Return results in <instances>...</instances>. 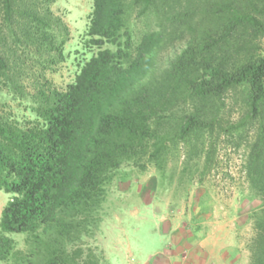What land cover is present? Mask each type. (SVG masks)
<instances>
[{"label": "trees", "instance_id": "trees-1", "mask_svg": "<svg viewBox=\"0 0 264 264\" xmlns=\"http://www.w3.org/2000/svg\"><path fill=\"white\" fill-rule=\"evenodd\" d=\"M53 1L0 0V82L11 90L21 89L19 48L63 59L68 30ZM135 11L150 19L138 42ZM86 34L97 50L65 89L39 90L38 119L21 122L0 103V189L12 194L0 214V264H98L92 250L68 246L96 223L111 172L150 141L158 163L166 136L156 119L176 104L198 101L177 130L184 138L213 124L203 103L239 89L237 127L257 128L248 177L261 204L250 264H264V0H93ZM12 233L26 235L24 248Z\"/></svg>", "mask_w": 264, "mask_h": 264}, {"label": "rangeland", "instance_id": "rangeland-1", "mask_svg": "<svg viewBox=\"0 0 264 264\" xmlns=\"http://www.w3.org/2000/svg\"><path fill=\"white\" fill-rule=\"evenodd\" d=\"M92 8L93 0L50 3L68 30L63 59L50 62L33 49L19 48L20 93L0 82L3 111L21 122L38 119L34 108L39 90H63L73 82L97 50L86 34ZM149 24V18L133 13L130 27L136 42ZM178 45L175 41L165 47L157 64H165ZM260 46L264 50V37ZM197 102L178 103L156 119L166 136L158 163L150 157L151 141L145 152L123 160L104 186L96 223L69 249L92 250L98 264H168L166 259L175 264H250L254 213L261 204L248 177L249 148L257 128L248 121L237 127L245 112L244 99L240 89L228 90L203 103L212 110V125L193 128L179 138L182 117L195 111ZM11 196L0 189V214ZM10 235L18 248H24L26 235ZM83 258L78 264H84Z\"/></svg>", "mask_w": 264, "mask_h": 264}, {"label": "crops", "instance_id": "crops-1", "mask_svg": "<svg viewBox=\"0 0 264 264\" xmlns=\"http://www.w3.org/2000/svg\"><path fill=\"white\" fill-rule=\"evenodd\" d=\"M165 261H166L168 264L174 263V262H171V260H170V259H169V260H168V259H166ZM174 264H175V263H174ZM176 264H178V263H176Z\"/></svg>", "mask_w": 264, "mask_h": 264}]
</instances>
